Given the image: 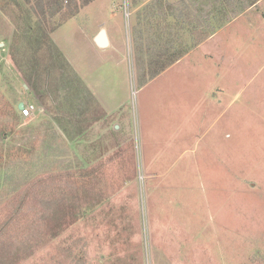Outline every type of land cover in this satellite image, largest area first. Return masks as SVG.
Listing matches in <instances>:
<instances>
[{"label": "rangeland", "instance_id": "obj_1", "mask_svg": "<svg viewBox=\"0 0 264 264\" xmlns=\"http://www.w3.org/2000/svg\"><path fill=\"white\" fill-rule=\"evenodd\" d=\"M224 2L218 22L190 25L208 39L223 23L216 40L184 56L167 55L179 38L175 21L153 17L157 0H65L49 17L48 48L15 43L38 52L34 71L27 52L16 55L28 81L10 47L20 21L40 16L37 3L0 0V137L14 129L2 144L26 148L14 169L0 141L11 175L0 184L1 239L35 250L12 263L264 264L263 10L229 23L244 7ZM102 28L112 48L94 42ZM19 100L36 105L33 117ZM52 171L71 177L63 185L85 173L87 192L73 223L57 212L37 226L23 194L37 178L54 183Z\"/></svg>", "mask_w": 264, "mask_h": 264}, {"label": "trees", "instance_id": "obj_2", "mask_svg": "<svg viewBox=\"0 0 264 264\" xmlns=\"http://www.w3.org/2000/svg\"><path fill=\"white\" fill-rule=\"evenodd\" d=\"M28 1L31 2L32 0H28ZM35 2L37 3L35 6L38 7L35 10H38L37 14H39L40 16H37L36 19H34L33 17L30 18L29 16H26L22 22L20 21L19 30L16 33V36L14 37V43L12 47H10V51L12 52L11 58L13 57L12 58L13 64L18 66L23 76H25V78L27 77L28 81L31 80L29 73L26 72L25 70L24 71L22 70L23 63L21 62V60H19V57L17 56L22 55L21 58L23 59V55L25 57V53L27 52L29 56L27 55V57H25L26 59L25 69H27V63H28V66L31 67L29 68V71L32 70L34 71L37 68L38 59H36V57L38 56V52L37 51L28 52L26 49H24L25 45L23 43H22V48L19 50L18 48H16L15 43L17 42L20 43L21 40L30 38L31 39L30 42L33 43L35 46H38L37 50L43 48L44 46H47L48 48L49 46L46 43L49 38L47 33V28L48 25L52 23V21L49 20V17L55 15L64 8L65 0H35ZM20 15H22V13H20ZM41 16L43 18H41ZM29 62H31V64ZM17 110L21 115V117H24L18 108ZM14 131L15 130L13 129L12 132H10L8 130V127L3 126L0 137V141H2L1 142L2 154L9 156L10 160L11 159L13 161L16 160L14 162V166H15L14 169L22 170L25 168V163H26V161H24L23 159V157H25L26 148H24L23 145H19V146L11 145L8 148H5L4 145L2 144L8 138V136L11 135ZM6 172L12 174V171H6ZM6 174L7 173L3 175L2 172L0 171V184L3 185V187H8L7 185H9V180L7 178L10 177L11 175L7 176ZM79 176L83 178V183H85L86 181L85 173H80ZM37 179L38 182L37 181L34 182L27 190H25L23 194L26 196L24 202H29L30 203L29 205L32 208L31 211H35V213L29 217L30 219H32L31 221H33V223L35 222V224L37 222L40 223V216H41V218L49 217L50 219L47 220L49 221V223H51L52 221H54V216L56 215L57 212H60V214L62 213L64 214L67 212L68 216L64 218V222H68L70 220L68 224L70 225V223H73L74 221L71 220L70 218L74 216V211H80V209H82V207L79 206V209L77 210V207L78 204L80 203V197L82 196V194H85L87 192V189L84 186L85 184L82 183V185H80L78 181H72V183L70 184L63 185V182L65 180H70L71 177L65 176L64 178L63 176L60 175V171H52L51 174L49 175V179H51L52 182L54 183H50V181H46L45 178L43 179L37 178ZM57 183L62 185H58ZM46 187H50L51 190L49 192L44 191ZM21 208L22 206L19 205L16 208V211L17 210L21 211ZM43 220L45 221L46 219ZM7 227H8V223L6 221L3 224H1L0 239L1 238L3 239L4 237L3 232L7 230ZM53 230H55L56 232L55 234H53V236L59 234L58 230L56 231L55 226ZM51 231L52 230L46 231L45 233L49 234ZM33 238L34 237H30L29 240ZM2 239L0 240V264H14L12 262H14L16 258H18L17 255L20 252H25V254L27 253L26 256H29L30 254H33L31 252L35 251L32 249V244L29 241H24L22 245L17 244L18 246L16 248H18V250L16 251L11 248L8 242L3 241Z\"/></svg>", "mask_w": 264, "mask_h": 264}, {"label": "crops", "instance_id": "obj_3", "mask_svg": "<svg viewBox=\"0 0 264 264\" xmlns=\"http://www.w3.org/2000/svg\"><path fill=\"white\" fill-rule=\"evenodd\" d=\"M195 1V0H192ZM224 1H229L231 6L235 8H243L244 10H239L238 14H235L236 16L234 19H232L229 23L232 22H238L240 20H245L249 18V15L255 14L257 10H263L262 13H264V0H253L251 2H247V0H244V4H241L240 1L243 0H197V5L198 6H191V0H157V6L153 10V17L156 20H160L161 16H165L167 19L170 21L172 20L173 22L175 21V26H176V32L178 34L179 42L177 46H174L171 48L170 52L167 53L169 54H182L184 56H187L188 51L187 46H189L192 43L193 48L196 47L194 46V42L198 43L197 47H205L207 46V40H216L217 35L223 30V23H219L216 25L214 28V33L210 35V37L207 39L206 36H204V31H201V27L199 26L198 28H191V24H206V19L207 18H215V21L217 20V15H219V12L222 11L223 6L225 4ZM208 3H212L210 6H208ZM210 7L211 9L207 8ZM192 11V13H191ZM255 12V13H253ZM258 14V16L261 17V19L264 18V14ZM257 14V13H256ZM252 16V15H251ZM194 20V21H193ZM251 20V19H250ZM251 23V21L246 20L243 21L242 23ZM263 24V23H262ZM205 28V27H204ZM203 28V29H204ZM202 29V30H203ZM1 32V31H0ZM188 33V34H187ZM1 35V34H0ZM156 35V32H155ZM108 37L110 40V46L107 48L111 47L113 45L112 43V38L110 33L108 32ZM263 37V35H262ZM0 40H2L0 36ZM3 44L0 43V47ZM112 48V47H111ZM154 49L157 50L160 56V46L158 45L157 47H153ZM105 49V48H104ZM157 53V54H158ZM179 59L177 60V62ZM175 62V63H177ZM215 94V93H214ZM21 101L19 100L18 103ZM17 103V104H18ZM102 107L105 109L106 102L103 99L101 101Z\"/></svg>", "mask_w": 264, "mask_h": 264}, {"label": "water", "instance_id": "obj_4", "mask_svg": "<svg viewBox=\"0 0 264 264\" xmlns=\"http://www.w3.org/2000/svg\"><path fill=\"white\" fill-rule=\"evenodd\" d=\"M94 42L96 43V45L102 49L107 48L108 46H110V40L108 37V31L106 30V28H102L97 35H95L94 37ZM24 106V102L21 101L18 105V109L21 110Z\"/></svg>", "mask_w": 264, "mask_h": 264}, {"label": "built area", "instance_id": "obj_5", "mask_svg": "<svg viewBox=\"0 0 264 264\" xmlns=\"http://www.w3.org/2000/svg\"><path fill=\"white\" fill-rule=\"evenodd\" d=\"M37 110H38V108L36 107V105L34 103H29V102L25 103L24 102V106L20 110V112L24 117H31V116H34V114L36 113Z\"/></svg>", "mask_w": 264, "mask_h": 264}]
</instances>
